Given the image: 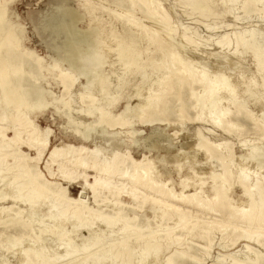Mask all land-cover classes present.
<instances>
[{"label": "bare ground", "instance_id": "1", "mask_svg": "<svg viewBox=\"0 0 264 264\" xmlns=\"http://www.w3.org/2000/svg\"><path fill=\"white\" fill-rule=\"evenodd\" d=\"M114 1L120 7L114 5L110 9L108 0H101L100 3L108 7L99 10L88 2L83 4L90 22L102 25L100 30L95 27L79 28L84 14L71 8L64 11L66 19L63 16H53L50 19V24L63 32L66 38L64 54L60 58L61 67L52 65L59 69L60 80L66 92L71 86L66 81L71 72L84 76L82 78H85V83L79 94L84 101L89 92L93 91V79L96 75L93 70H98L108 60V57L98 51L100 48H95L104 43L99 32L104 30L107 33L104 38L107 35L111 37V44L104 50L114 53L112 60L118 63L120 72L114 75L115 81L111 82L107 77L99 84L98 94H102L105 103L92 108L93 110L87 106L84 107L86 110L78 112H86L88 116L94 113L97 115L96 120L91 121L81 135L84 140L89 138L99 124L108 127L127 126L132 140L128 146L116 142L117 147L109 155L104 152L102 145H94L90 150L80 149L100 168L97 181H90L86 171L82 176L93 195L95 183L110 190V181L115 176L130 187L122 184L121 188H114L115 193L134 196L137 192L148 190L155 204L166 210L168 207L175 213L173 226H144L137 217L120 211L111 215L97 211V214L77 198L63 199L65 193L55 187V183H51L53 187H46L44 176L37 169L46 140L38 131L30 129L28 121L20 114V108L32 109L35 105H45V99L50 94L39 84L41 74H36L39 67L36 64L37 56L33 52H27L28 58H24L19 52L16 36L18 26L10 24L4 9L0 7V88L5 104H9L12 111H17L16 115L12 112L9 118L18 127L13 130V125L1 126L5 117H0V147L6 146L11 150L9 153H0V202L10 200L13 203L7 202L6 206L0 207V264H12L11 257L15 258L16 264H203L201 255L207 247L195 241L205 242L212 232L220 233L223 239L227 234L246 242L239 257L218 260L213 264H264V254L250 246L255 244L259 249H264V175L260 173L264 168V143L250 146L247 145L249 141H240L242 153L235 163L230 149L224 148L221 143L223 138L220 141L208 138L201 127L198 130L199 150L204 159L217 158L220 163L217 174L212 173V167L207 166V174L211 180L210 196L207 195L205 183L201 181L196 168L190 170L194 179L180 175L179 168L174 170L179 189V193L175 195L166 187L169 180L153 179L152 164L136 165L126 149L119 151L122 147L127 148L138 142L135 136L139 130L134 128L132 121L136 118L146 127L169 122L171 116L176 123L184 118V114L194 111V116L189 117L188 121L208 124L211 129L227 134L237 124L240 127L243 119L244 122L252 123L262 139L264 121L257 124L236 105L241 93V85L236 82V78H233L234 81L231 75L223 74L222 69H212L210 72V69L201 67L198 60L187 55L184 45L197 49L199 42L195 37L198 36L186 35V28L181 30L180 35H176V27L169 24L170 16L159 0ZM170 4L187 7L185 9H188L191 21L195 18L213 17L215 14L213 0H171ZM259 5L261 8H258ZM263 5L264 0H245L241 9L261 13L264 12ZM114 8L121 11L117 13ZM133 9L137 11L138 17ZM93 33L97 35L95 44L88 43L86 52H80L82 49L79 51V44L84 40L82 38ZM238 39V45L254 58L257 69L264 70V50L246 37L240 36ZM176 40L179 41L176 43ZM217 44L219 48L230 47L227 36L219 39ZM232 52L234 54V50ZM249 81L248 84L253 80ZM255 85L252 83L248 86L249 94H253L251 88ZM124 97L127 99L124 108L117 115H110L109 106ZM131 99H137L138 102L130 104ZM91 100L93 102L95 99ZM106 101L109 103L106 104ZM231 106L235 107V111L232 112ZM63 108L66 110L67 103L63 104ZM213 130V133L210 131L212 134ZM15 131L18 139L24 133L27 137L26 146L37 153V159H30L37 161L33 167L22 154H14L13 148L17 145L13 138ZM59 153L53 149L49 154L50 159L57 160ZM10 155H13V164L6 162ZM250 163L256 165L254 170L248 167ZM68 164H71V170L76 171L85 165V161L78 160L77 163ZM67 168L63 164L60 170ZM159 174L160 171H157L156 175ZM231 181L236 183L246 199L240 206L233 204L227 194ZM188 188L192 192L187 193ZM63 203L65 206H62ZM186 214L190 217H184ZM175 231L183 237H176ZM44 232L50 238H43ZM81 232L84 236H80ZM186 237L191 240L188 242Z\"/></svg>", "mask_w": 264, "mask_h": 264}, {"label": "rangeland", "instance_id": "2", "mask_svg": "<svg viewBox=\"0 0 264 264\" xmlns=\"http://www.w3.org/2000/svg\"><path fill=\"white\" fill-rule=\"evenodd\" d=\"M159 1L170 16L171 22H169V24H174L176 27V35H180L182 33L181 30L186 28V35L192 36L193 34L194 36H198L195 37L197 38L195 40L199 42V47L197 49L183 44L186 48L187 55H189L191 59L198 60L197 62L199 65L207 68V70L210 69V72L222 69L221 72L223 74L231 75L232 79L236 78V82L241 85V93L239 94L236 105L240 106L241 111L248 113L250 117L260 125V123L264 121V112H262L264 108V70L259 71L257 69L252 55L238 45V38L243 36L246 37V39L253 40L256 45L264 50V12L258 13L248 9H246V11L242 10L241 6L245 0H213L215 17L210 16L203 19L195 18V20L192 18L193 20L191 21L188 17V9H185L187 7H183V5L173 6L170 4L171 0ZM85 2L95 7L96 10L108 7L101 4V0H0V7L4 9L10 24H12V26L13 24L18 26L16 36L19 42V52L24 58H28L27 52H33L37 56L38 61L36 64L40 68L38 67L39 71L37 70L36 74H41L39 84L44 91L50 94L45 99L47 103L45 105H35L32 109L20 108V114L28 121L30 129L38 131L41 137L43 136L46 140V147L37 164V169L44 176L46 187H53L51 183H55V187H58L61 192L64 191L65 194L63 199H67V197L69 199L77 198L89 206L93 211H96L95 213L101 211L103 214L111 215L113 212L120 211L131 217H137L138 221L143 223L144 226L147 225L151 227L157 224L163 227H171L175 221V213L171 212L168 207L166 210L158 204H155L151 194L147 192L148 190L142 193L137 192L134 196H127L122 192L115 193L114 188H121L122 184L127 185L124 180L117 179L118 177L115 176L110 181V190L105 189L99 185V183H95V192L93 195L82 176L83 172L86 171L90 181H97L100 177V168L96 163L86 157V154L82 153L80 149L90 150L94 145H102L104 152L109 155L113 148L117 147L115 144L116 142L120 145L128 146L130 140H132V137L128 135L129 127L127 126L108 127L99 124L95 130L93 129L92 135L89 138L84 140L81 135L90 122L96 120L97 115L94 113L88 116L86 112L80 114L78 112L80 110H86L87 106L94 109L105 103L102 94H98L99 84L107 77L111 82L115 81L114 75L120 72V70H118L120 66L112 60V54L114 53L111 54L104 50L106 46L111 44L110 36L107 35L104 38L105 34H107L106 31L102 30L99 32L104 43L97 45L95 48L96 50L100 48L98 51L106 58L108 57V60L100 67L101 70H99L100 68H98V70H93L94 75L96 74L93 79V91L89 92V95L84 101L80 99L79 95L84 85L83 83H85V78H82L84 76L82 75L81 77L79 76L81 74L71 72L70 78L66 79L71 86L66 92L60 80L59 69L53 66L57 65L61 67L60 58L64 54L63 46L66 40L65 34L50 24V19L53 16H63L66 19L64 14L65 9H75L80 14H84V18L79 22V28L88 29L95 27L98 30L102 29L101 24H93L90 22V16L83 5ZM108 4L111 6L109 7L110 9H113L112 6L114 5L120 7L114 0H108ZM258 8H261V5H259ZM114 10L117 13L121 11V9L116 10L115 8ZM134 13L136 17H138L136 10H134ZM182 13L185 15H182ZM235 18H237V20ZM199 20L201 21L199 22ZM242 31L243 34L241 33ZM225 36H227V40H229L230 47L219 48L217 42ZM96 37L97 35L93 33L87 38H82V40H84L79 44V51L82 49L80 52H86L90 43L95 44L97 40ZM178 41L179 40H176V43ZM233 50L234 54L232 52ZM232 54L234 56H232ZM226 63H230V65H226ZM63 65L64 64H62V66ZM224 66L229 71H227ZM96 72H98V74ZM229 72H231V74ZM233 80L235 81V79ZM248 80H253L254 82L249 81L250 84H248ZM252 83L253 85L256 84V87L254 86L251 88L253 94H249V85ZM109 89L111 90V87H109ZM247 94H249V97H247ZM3 96L0 88V117H5L1 126L8 127L13 125V130L17 129V125H15V123L12 124L9 118L12 112L13 115H16L17 111L14 109L12 111L9 104H5ZM92 98L95 99L93 102L91 100ZM126 102L127 99L124 97L115 102L116 104L114 103L112 106H109L108 111L110 115H117V113L124 108ZM137 102V99L130 100V104L133 105ZM64 103H67V111L63 108ZM108 103L106 101V104ZM230 108L232 112L235 111L234 106ZM194 114V111H190L188 115L184 114V118L176 123L174 117L171 116L169 122L156 123L146 127H143L140 119L136 118L132 121L134 122V128L139 130V133L135 136L138 142L127 148L122 147L119 151H124L126 149L131 161L136 165L145 166L147 164H152L153 179L155 181L169 180L166 182V187L175 195L179 193V189L177 186L178 177L175 176L174 170L179 168L180 175L194 179L190 170L196 168L197 173L201 176V181L205 183L204 187L206 188L207 195L210 196L209 187L211 180L207 174V166H209V168L212 167V173L217 174L220 170V163L217 158L204 159L202 151L199 150L200 136L198 130L202 127L201 130L203 134L213 140L216 139L220 141L223 138L221 143L224 148L230 149L232 160L235 161V163H237L238 157L242 153L240 143L243 140L249 141L250 143L247 145L251 146L264 143V139L258 135L259 132L250 121L244 122L242 119V123H240L242 127H239V124H237L236 128L231 133L227 134L211 129L208 124L203 123V125L188 121V118L194 116ZM143 118H145V116H143ZM212 130L214 134H212ZM13 138L17 143L13 148V150H15L14 154H22L29 160V165L33 167L37 161H30V159L36 158L37 153L35 150L26 146V135L23 133L18 139L15 131L13 132ZM104 138L109 140H105ZM53 149L60 152L58 159L55 161H52L49 157L50 151ZM10 151L11 150L6 146L0 147L1 154L9 153ZM69 157L71 158L69 159ZM78 160H84L85 165L78 168L76 171H73V169L71 170L70 168H72V166L68 163H77ZM6 162L8 164H13V155H10L6 159ZM208 163H210V165H208ZM63 164H66L68 168L62 171L60 167ZM248 167L254 170L256 165L250 163ZM157 171H160L159 175H156ZM260 173L264 175V168ZM74 177H77V179ZM190 181L191 180H189V182ZM127 187H129V185H127ZM187 191V193L192 192V189L188 188ZM227 194L232 203L238 206H240L241 202H245L246 200L241 194V189L234 181H231ZM7 202L13 204L12 201L8 200L3 203L0 202V207L6 206ZM165 205L167 206V204ZM62 206H65V203H63ZM21 208L25 209V207ZM184 217L189 218L190 215L186 214ZM174 233L176 237H183L176 231ZM80 234H82L80 236H84L83 232ZM42 237L50 238V235L44 232ZM185 240L189 242L191 238L186 237ZM195 242L207 247L205 253L201 255L204 260L203 264H213L218 260L221 261L232 257H239L246 246L245 240H240L234 235L227 236V234L223 239L218 232H212V235L205 242ZM250 246L258 249L264 254V249H259L255 244H250ZM0 251H2V245H0ZM10 261L12 264L17 263L13 257L10 258Z\"/></svg>", "mask_w": 264, "mask_h": 264}]
</instances>
